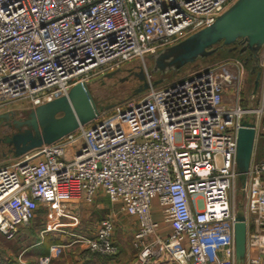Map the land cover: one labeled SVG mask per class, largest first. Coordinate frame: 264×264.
Masks as SVG:
<instances>
[{
  "label": "built area",
  "instance_id": "built-area-1",
  "mask_svg": "<svg viewBox=\"0 0 264 264\" xmlns=\"http://www.w3.org/2000/svg\"><path fill=\"white\" fill-rule=\"evenodd\" d=\"M236 0H0V102L36 108L67 96L78 82L146 59L211 25ZM258 107L240 106L243 64L225 58L160 85L140 99L116 103L111 113L18 161L0 166V234L16 238L42 207L62 216L70 204L101 191L136 217L138 262L165 255L177 264L215 261L218 240L206 225L235 223L238 129L264 116V49ZM104 74V73H103ZM228 88L236 91L226 105ZM157 199L172 226L165 238L153 219ZM245 215L248 264L264 259V158L248 173ZM115 222L105 217L94 237L78 240L95 253L115 255ZM234 261V254H233ZM234 263V262H233Z\"/></svg>",
  "mask_w": 264,
  "mask_h": 264
},
{
  "label": "water",
  "instance_id": "water-1",
  "mask_svg": "<svg viewBox=\"0 0 264 264\" xmlns=\"http://www.w3.org/2000/svg\"><path fill=\"white\" fill-rule=\"evenodd\" d=\"M263 49L264 0H236L211 25L150 55L148 58L153 63L151 69L148 70L146 65V70L137 74L144 82L141 90L150 87V80L151 84L160 85L169 73H177L199 60L221 56L225 51L228 55L223 58H236L254 76L251 88V96L254 98L261 86L260 62ZM146 74L158 75L159 78L155 81L147 80ZM99 113L100 109L88 85L78 82L67 96L44 103L26 112L24 117L16 118L14 111L0 114V124L5 121L14 129L4 142L10 147L9 151L19 157L44 144L58 141L81 125L96 119ZM237 138L236 167L245 197L257 138V127L253 119H243ZM239 208L244 209V204H240ZM234 238L236 263L244 264L247 255V221L242 210L236 215Z\"/></svg>",
  "mask_w": 264,
  "mask_h": 264
},
{
  "label": "crops",
  "instance_id": "crops-1",
  "mask_svg": "<svg viewBox=\"0 0 264 264\" xmlns=\"http://www.w3.org/2000/svg\"><path fill=\"white\" fill-rule=\"evenodd\" d=\"M250 77L247 68H244L243 79ZM261 87L258 93L251 96L252 100H260ZM264 158V116L257 126V138L253 161ZM99 192L91 203L77 201L70 204L71 214L65 218L57 217L49 212L39 214L42 210H54L42 207L37 216L29 225L22 226L12 240H7L0 234V264H136L138 262L139 248L134 242V235L139 228L136 217L125 212L119 204L108 206V215L115 222L114 243L118 247L115 255L95 253L87 245L78 240V236L94 237L98 226L88 232L83 226L86 216L85 209L103 206L102 194ZM246 199V196H245ZM244 209L238 211L245 212ZM238 213V212H237ZM152 216L160 224L157 234L163 238L172 232V226L166 223L162 215V207L157 199L152 206ZM207 234V242H220V249L212 251L215 261H226L237 264L235 259L234 224L230 220L209 224L203 228ZM3 245V246H2ZM10 245L11 247H4ZM250 248L247 245V255L244 264H248ZM234 254V261H233ZM234 262V263H233ZM143 264H177L165 255H156L148 263ZM262 264H264V259Z\"/></svg>",
  "mask_w": 264,
  "mask_h": 264
},
{
  "label": "rangeland",
  "instance_id": "rangeland-1",
  "mask_svg": "<svg viewBox=\"0 0 264 264\" xmlns=\"http://www.w3.org/2000/svg\"><path fill=\"white\" fill-rule=\"evenodd\" d=\"M232 58V57H229ZM225 59L218 55L215 57L207 58L205 60H199L193 64L187 65L183 67L177 73H169L165 82L175 80L179 77L185 76L186 74L197 70L204 65ZM146 65L148 70L151 69L153 63L152 61L147 58ZM146 68L144 67V63L141 61H134L128 64H125L122 68L118 70H104L103 73L100 72L99 74L94 75L86 84L90 90V93L97 104L98 108L103 111L105 110L107 115L111 113L113 106L119 102H127L132 100L140 99L143 92L146 90H141L144 82H142L138 75L142 71H145ZM151 72V71H150ZM111 75V76H109ZM147 75V80L153 79L154 81L159 78L158 75ZM254 76H248L247 80H244L245 88L244 92L242 93V100L240 101V106L243 108L249 107H258L260 105V100H252L251 99V91L253 86ZM164 82V83H165ZM163 84V83H162ZM236 91L234 88H228L224 95V102L226 105H233L235 104L236 100ZM34 109L27 105V103L22 102H12L9 104H4L0 102V114L7 113L14 111L16 114V118L26 116L25 113L29 112L30 110ZM6 122H2L0 124V166L2 165H9L15 163L20 159L21 156L17 157L12 152L9 151V146L4 142L6 136L10 135L14 129L10 127ZM241 180L238 179L236 186L234 188L235 198H234V209L236 213L239 210L240 204L246 203V199L243 196L242 189H241ZM102 201L103 206L101 207H89L85 209L86 216L83 221V226L88 232H92L98 226V223L108 215V206L110 205L109 197L103 192L102 193ZM86 202V201H84ZM92 202V201H91ZM86 202V203H91ZM52 212L54 216H59L61 218H65V216L60 215L55 210H42L39 214H48ZM3 246V245H2ZM4 247H11L10 245H4Z\"/></svg>",
  "mask_w": 264,
  "mask_h": 264
},
{
  "label": "trees",
  "instance_id": "trees-1",
  "mask_svg": "<svg viewBox=\"0 0 264 264\" xmlns=\"http://www.w3.org/2000/svg\"><path fill=\"white\" fill-rule=\"evenodd\" d=\"M226 55H228V53L225 52V51H223V52L221 53V56H222V57H224V56H226ZM221 56H220V57H221Z\"/></svg>",
  "mask_w": 264,
  "mask_h": 264
},
{
  "label": "flooded vegetation",
  "instance_id": "flooded-vegetation-1",
  "mask_svg": "<svg viewBox=\"0 0 264 264\" xmlns=\"http://www.w3.org/2000/svg\"><path fill=\"white\" fill-rule=\"evenodd\" d=\"M9 150H10V147H9Z\"/></svg>",
  "mask_w": 264,
  "mask_h": 264
}]
</instances>
